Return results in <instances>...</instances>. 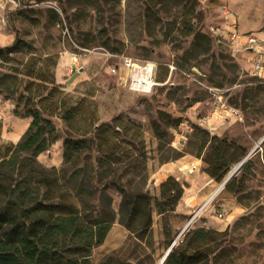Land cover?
<instances>
[{
  "label": "rangeland",
  "instance_id": "374dc122",
  "mask_svg": "<svg viewBox=\"0 0 264 264\" xmlns=\"http://www.w3.org/2000/svg\"><path fill=\"white\" fill-rule=\"evenodd\" d=\"M224 3L240 29L264 28V0H0V47L19 37L31 44V53H56L58 62L76 54L73 70L63 63L57 78L55 69L64 92L72 94L73 101L91 94L100 121L120 115L141 126L145 188L152 195L169 175L184 188L177 206L185 210L168 215V229L152 203L150 236L144 239L120 222L121 195L109 188L115 218L103 242L91 249L92 264H158L163 258L164 264L172 239L194 210L200 212L188 229L214 231L205 240H190L208 252L196 264H264V84L250 73L249 53L217 44L210 36V42L202 37L194 45L196 31L209 35L210 26L225 22ZM28 53L8 56L26 59ZM124 57L156 63L157 84L151 92L132 91L109 71V65ZM0 64L7 62L0 58ZM215 93L241 117L222 111L229 116H212L209 125H201L199 119L215 110ZM13 107L14 100L0 92V159L30 122V117L26 122V116L15 115ZM169 116L179 123L167 125L164 117ZM54 123L56 139L36 160L60 168L68 130L59 117ZM155 124L164 133L161 140ZM172 141H179V148ZM77 161L83 163V155ZM170 162L177 165L162 174L161 167ZM240 162L226 181H231L229 188L225 183L202 206ZM210 169L227 171L217 181ZM92 203L99 207L96 198ZM182 247H187L186 241Z\"/></svg>",
  "mask_w": 264,
  "mask_h": 264
},
{
  "label": "trees",
  "instance_id": "16d2710c",
  "mask_svg": "<svg viewBox=\"0 0 264 264\" xmlns=\"http://www.w3.org/2000/svg\"><path fill=\"white\" fill-rule=\"evenodd\" d=\"M193 37L195 46L202 37L210 42L201 31ZM31 48L19 37L0 47V58L7 62L0 64V92L14 100L15 115L30 117L20 139L0 159V264H92L90 251L103 242L115 218L109 188L120 193V222L135 237L150 236L152 203L168 229L167 217L175 211L184 188L173 175L160 182L157 195L145 188L141 126L120 115L100 121L91 94L73 101V95L56 82L58 54L37 55ZM26 51V59L8 56ZM56 117L68 133L63 165L49 168L36 157L54 143ZM164 120L169 126L180 121L170 116ZM153 128L161 140L160 125ZM82 155L84 161L79 163ZM210 170L217 181L227 171ZM93 198L99 200L98 208ZM188 230L171 247L164 264H196L206 258L205 248L190 240H205L214 231ZM184 241L187 247H182Z\"/></svg>",
  "mask_w": 264,
  "mask_h": 264
},
{
  "label": "built area",
  "instance_id": "2783aa9c",
  "mask_svg": "<svg viewBox=\"0 0 264 264\" xmlns=\"http://www.w3.org/2000/svg\"><path fill=\"white\" fill-rule=\"evenodd\" d=\"M221 8L224 12L222 26L212 25L209 28V36L217 44L227 45L234 50L245 51L250 56V73L254 75L260 82L264 84V28L257 31H244L240 29L239 21L234 13L228 8L227 4H222ZM78 65L76 54H72L71 63L68 69L71 71ZM157 65L150 60H141L131 57H124L118 63L109 65V71L118 74L127 87L135 92L149 93L157 84L156 80ZM215 110L207 118H200L199 123L207 126L211 123L212 116H229L232 113L236 118L241 117V113L234 108L225 104L222 95L215 93ZM227 112V113H223ZM175 148H179V141H172ZM199 211L194 210L189 220L186 222L180 233L172 239L170 248L176 243L182 241L185 231L197 219ZM217 217L223 218L222 213H218Z\"/></svg>",
  "mask_w": 264,
  "mask_h": 264
},
{
  "label": "bare ground",
  "instance_id": "6f19581e",
  "mask_svg": "<svg viewBox=\"0 0 264 264\" xmlns=\"http://www.w3.org/2000/svg\"><path fill=\"white\" fill-rule=\"evenodd\" d=\"M19 130H21V129H18L17 131L18 132H16L14 135H13V137L14 138H17L18 136H19ZM176 165V163L175 162H170L168 165H163L162 167H161V171L162 172H164V173H162V174H165L166 172H168L170 169H172V168H174V166ZM239 166L238 165H236L235 167H233L232 168V170L228 173V175L229 174H233L236 170H237V168H238ZM159 175L160 174H158V177H159ZM227 175V176H228ZM226 176V177H227ZM222 184V183H221ZM220 184V186H218V187H216L215 189H213L206 197H205V200L203 201V203H202V206H204L215 194H216V192L223 186V184L221 185ZM201 206V207H202Z\"/></svg>",
  "mask_w": 264,
  "mask_h": 264
},
{
  "label": "crops",
  "instance_id": "0c3cea01",
  "mask_svg": "<svg viewBox=\"0 0 264 264\" xmlns=\"http://www.w3.org/2000/svg\"><path fill=\"white\" fill-rule=\"evenodd\" d=\"M242 30V29H241ZM244 31H249V30H244ZM252 31H256V30H252ZM69 58V57H68ZM63 59V57H61L60 58V61L58 62V64H57V66H56V77L57 78H59V76H60V74H61V72H62V67H61V64H65V66L67 67V69H68V65L71 63V57L69 58V59H64V60H62ZM58 74H59V76H58ZM26 119H27V121L26 122H29V117H27L26 116ZM176 163V165H177V162H175ZM175 165V166H176ZM170 171V170H169ZM176 210H181V212H184V208L183 207H179V205L177 206V208H176ZM200 212V211H199Z\"/></svg>",
  "mask_w": 264,
  "mask_h": 264
},
{
  "label": "water",
  "instance_id": "95a60500",
  "mask_svg": "<svg viewBox=\"0 0 264 264\" xmlns=\"http://www.w3.org/2000/svg\"><path fill=\"white\" fill-rule=\"evenodd\" d=\"M240 164H241V162L238 164V166H240ZM231 175H232V173L231 174H229L223 181H222V184H223V186H224V184L226 183V181L231 177ZM221 184V185H222ZM170 248V247H169ZM171 249V248H170ZM163 260H164V258L158 263V264H162V262H163Z\"/></svg>",
  "mask_w": 264,
  "mask_h": 264
}]
</instances>
